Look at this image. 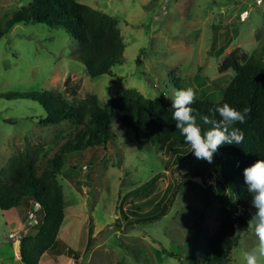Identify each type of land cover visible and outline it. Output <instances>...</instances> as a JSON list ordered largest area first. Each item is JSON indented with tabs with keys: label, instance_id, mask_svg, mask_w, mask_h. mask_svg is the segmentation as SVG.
<instances>
[{
	"label": "rangeland",
	"instance_id": "1",
	"mask_svg": "<svg viewBox=\"0 0 264 264\" xmlns=\"http://www.w3.org/2000/svg\"><path fill=\"white\" fill-rule=\"evenodd\" d=\"M79 1L119 20L125 58L113 75L89 76L77 41L61 27L19 23L5 33L8 19L30 0H0V33H5L0 36V172L29 147L53 155L78 129L70 120L40 123L47 111L22 98L25 93L51 91L71 102L94 94L110 103L136 88L172 105L176 81L182 79L196 96L220 100L235 75L220 72L227 55L237 48L264 54V0ZM113 130L109 145L67 156L59 177L67 216L57 250L46 253L41 264H189L196 235L206 239L204 233L220 225L224 208L209 173L215 174L214 168L221 173L220 165L194 153L190 161L175 163L169 148L141 145L117 121ZM133 204L152 215L166 204L168 211L157 221L129 227L122 210H135ZM37 218L32 202L10 213L0 208V264H25L21 238L37 234ZM256 243L250 229L231 263L246 264L244 253ZM164 249L182 251V261Z\"/></svg>",
	"mask_w": 264,
	"mask_h": 264
},
{
	"label": "trees",
	"instance_id": "2",
	"mask_svg": "<svg viewBox=\"0 0 264 264\" xmlns=\"http://www.w3.org/2000/svg\"><path fill=\"white\" fill-rule=\"evenodd\" d=\"M19 23H46L63 28L77 41L79 57L92 78L113 75V67L124 62L125 45L118 18L79 0H30L28 6L8 19L5 33ZM219 69L221 73L232 70L235 75L220 100L196 96L192 107L199 113L197 123L202 131L212 126L203 124L199 116H211L209 110L217 105L227 103L237 110L247 107L250 112L244 124L234 125L243 131V142L223 145L214 154V167L219 164L221 173L216 168L213 169L215 174L209 173L215 179L214 187L224 210L214 233L203 232L206 239L196 235L189 264H232L233 250L249 232L248 221L256 211L243 172L257 160H264V54L237 48L227 55ZM176 85L178 89L185 88L182 79H178ZM21 97L32 98L44 106L47 116L40 123L50 125L70 120L78 127L75 135L53 155H43L38 147H29L12 156L0 172V208L3 211L10 213L30 202L35 205L38 217L35 226L38 225L39 230L35 235L21 238V257L25 264H40L46 253L53 254L57 250L67 216L65 191L59 178L67 156L109 145L116 136L115 121L133 131L141 145L169 148L175 154V163L192 158L190 145L185 143L172 120L171 104L163 96L152 99L132 88L110 103L94 94L71 102L51 91L25 93ZM215 119H220L218 113ZM133 206L135 210H122V218L129 227L157 221L168 211L167 204L154 215L142 212L137 204ZM237 229L242 232L235 236ZM164 252L183 259L182 251L175 253L164 249Z\"/></svg>",
	"mask_w": 264,
	"mask_h": 264
},
{
	"label": "clouds",
	"instance_id": "3",
	"mask_svg": "<svg viewBox=\"0 0 264 264\" xmlns=\"http://www.w3.org/2000/svg\"><path fill=\"white\" fill-rule=\"evenodd\" d=\"M170 112L175 121L177 131L184 137L185 143L190 145L191 153L201 161L213 162L214 154L223 145H239L244 140V133L236 124H244L250 109L245 107L237 110L229 104L217 105L210 109L209 115H200L203 124L212 127L202 131L197 123L199 113L192 107L196 102V91L192 87L175 91L171 98ZM220 119H215L216 114ZM247 191L251 194L252 207L256 210L248 221V229H254L256 246L244 253L246 264H260L264 258V160H257L243 172ZM242 211V210H241ZM237 229L235 236L241 234Z\"/></svg>",
	"mask_w": 264,
	"mask_h": 264
},
{
	"label": "built area",
	"instance_id": "4",
	"mask_svg": "<svg viewBox=\"0 0 264 264\" xmlns=\"http://www.w3.org/2000/svg\"><path fill=\"white\" fill-rule=\"evenodd\" d=\"M262 2H263V0H259V3H262ZM244 15L246 16L247 14H243V16H244Z\"/></svg>",
	"mask_w": 264,
	"mask_h": 264
},
{
	"label": "crops",
	"instance_id": "5",
	"mask_svg": "<svg viewBox=\"0 0 264 264\" xmlns=\"http://www.w3.org/2000/svg\"><path fill=\"white\" fill-rule=\"evenodd\" d=\"M259 1V0H258ZM40 264H41V262H40Z\"/></svg>",
	"mask_w": 264,
	"mask_h": 264
}]
</instances>
